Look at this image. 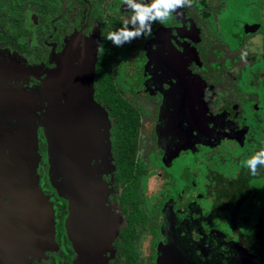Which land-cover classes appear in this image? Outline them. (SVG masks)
Returning a JSON list of instances; mask_svg holds the SVG:
<instances>
[{
  "label": "flooded vegetation",
  "instance_id": "obj_1",
  "mask_svg": "<svg viewBox=\"0 0 264 264\" xmlns=\"http://www.w3.org/2000/svg\"><path fill=\"white\" fill-rule=\"evenodd\" d=\"M156 3L0 0V264H250L251 258L264 264L258 237L264 217L252 233L258 240L238 228L244 217L227 229L200 224L203 202L210 207L218 197L227 210L226 200L252 196L222 193L230 179L216 177L215 165L199 170L196 161L217 141L214 148L233 157L242 133L234 121L261 98L254 88H264L256 78L264 76V2L181 0L161 5L164 15L156 14ZM120 98L144 111L138 112L134 165L145 172L134 196L130 180L118 173L113 142V106ZM57 101L91 111L93 119L82 122L95 150L86 164L68 152L58 158L59 144L44 135L43 114ZM148 120L156 124L150 131ZM34 148L37 153L28 154ZM148 148L159 154L146 155ZM183 154L193 159L189 167L180 159L173 182L164 169ZM57 162L66 170L51 184L49 165ZM182 166L193 170L185 174ZM39 169L43 208L32 201L12 205L6 170L10 182L24 181L28 190ZM81 180L84 192L75 194ZM53 210L54 226L48 221ZM38 225L46 240L37 244L30 236ZM6 227L13 232L8 244L1 239Z\"/></svg>",
  "mask_w": 264,
  "mask_h": 264
},
{
  "label": "trees",
  "instance_id": "obj_2",
  "mask_svg": "<svg viewBox=\"0 0 264 264\" xmlns=\"http://www.w3.org/2000/svg\"><path fill=\"white\" fill-rule=\"evenodd\" d=\"M256 78L262 79L259 84L264 83V76L256 75ZM254 89L260 90V100L255 104L250 102L248 108L242 115L241 121H234L235 124L241 126L239 131L242 133L240 134L241 138L238 140L237 148L232 154L233 157H231V155L228 156L227 151H223L222 149L219 150V148L215 149L214 147L218 146V143H220V141H217V144L210 146L208 144H202L203 146L208 145L210 149H208V151H206L207 149H204L203 152L198 153L196 155V161H199L198 167L201 168L199 170H205L204 167L208 165H215L216 167H212L214 169L216 168L215 170L218 172V174L215 175L216 177L230 179L228 183L224 185L227 190H222V193L236 194L242 192L244 193V197L248 193H251L252 196V198H246L245 200H226L225 203H227V210L224 209V207H220L221 202L218 201V197H214L210 202V207L208 206V209L205 208L204 212L200 213V224L204 225L205 228L206 226L222 228V223L226 225H236L235 219L244 217L243 223L248 226L243 228L245 231L244 235L248 238L251 237V239L255 237V240H258V237L252 233H254L255 226L258 224L259 220L263 221L264 217V88ZM113 110L114 114H116L113 142L117 146L116 152L119 158L117 161L118 173L119 175L124 176V180H130V189L128 191L133 192L134 196L137 193L135 189L140 185V179L145 172L141 163L134 165L138 127L140 125L138 112L144 113V111L139 108H134V106L121 98L118 99L115 106H113ZM178 137L180 145L184 147L185 137L183 132L180 133ZM230 139L237 140L239 137L233 138L231 136ZM180 159L186 161L187 166L189 167V161L193 158H191L190 154H183L182 157L175 160L173 163L166 165L164 172L171 177L173 182L179 177V175L175 173V170L179 167L178 164L181 163ZM253 161H255L254 165L252 163ZM181 164L183 165V163ZM182 167L184 168L185 174H187V169L193 170V168H187L186 166ZM237 180L240 184L237 183ZM233 185H236V187ZM238 187L239 189L237 190ZM222 195L223 194H219L218 196L222 197ZM231 202H234L235 204L239 202L242 205L240 207L241 210L238 207L234 208V205L233 203L231 204ZM254 206H256L258 210L257 215L252 217L250 215V210ZM260 235L263 237L261 241H264V231Z\"/></svg>",
  "mask_w": 264,
  "mask_h": 264
},
{
  "label": "water",
  "instance_id": "obj_3",
  "mask_svg": "<svg viewBox=\"0 0 264 264\" xmlns=\"http://www.w3.org/2000/svg\"><path fill=\"white\" fill-rule=\"evenodd\" d=\"M91 111L86 109L83 105H78V103H69V104H60L58 101L57 103H53L52 110L49 113L43 114V120H42V126H43V132L44 135L47 137V140H53L56 141L59 144V147L57 148L58 158L61 160L63 159V154L66 155L68 152L71 156H74L77 160L82 162L83 164L88 162V159L91 155V153L95 150L94 148L91 149L90 142L88 139L84 137L83 130L86 128L83 127L82 122L85 121L86 118H90L92 120L90 115ZM77 121V123H75ZM80 123V125H78ZM101 135V133H100ZM93 135H91L92 137ZM92 139V138H89ZM94 144V143H93ZM97 144V142L95 143ZM97 148L96 146H94ZM48 154L50 157L54 156L51 149H48ZM25 153V152H24ZM34 154L37 153L36 149L34 148L33 152H28V154ZM63 153V154H62ZM94 154H97L96 152ZM69 155V156H70ZM24 156V154H23ZM95 157V155H93ZM64 160V159H63ZM18 162V161H17ZM61 163L57 162V165L54 166V168L58 167L61 169ZM90 168V167H89ZM91 169V168H90ZM54 171V170H53ZM8 170H6V190L9 195V200L12 205L24 203L25 201H32V203L35 205V202L37 203V206L39 208H43V205L41 204L42 200V190L38 185H34L32 187H28V190H25L23 188L24 181H17V182H10L11 180L8 179ZM12 178V175H11ZM87 181L81 180L79 184H77L76 189L74 191L75 194L83 193L82 185L86 186ZM59 192L63 194L62 187H64V184H59ZM84 188V187H83ZM29 193L26 198H21L22 193ZM8 203V204H10ZM10 205H7L6 209L9 210ZM52 209V206L49 205L48 209ZM52 211V210H51ZM50 211V213H51ZM35 212L38 211L35 208ZM49 213V214H50ZM41 216L40 214H38ZM76 215H78L76 211ZM39 223V222H38ZM50 231V239L53 240V234H54V228L49 227ZM32 234L30 237L33 238V240L38 244L41 240L45 241L46 237L41 234L43 231V228H40L39 225L35 229H33ZM13 232L6 227V231L2 233L4 235L1 237L2 241L4 239V242L11 241L10 234ZM16 233V231H15ZM36 235H38L36 237ZM260 234L258 233V237ZM45 237V238H44ZM49 239V238H48Z\"/></svg>",
  "mask_w": 264,
  "mask_h": 264
},
{
  "label": "rangeland",
  "instance_id": "obj_4",
  "mask_svg": "<svg viewBox=\"0 0 264 264\" xmlns=\"http://www.w3.org/2000/svg\"><path fill=\"white\" fill-rule=\"evenodd\" d=\"M264 1V0H263ZM244 88H247V87H244ZM238 92V90L236 89V93ZM150 121V122H149ZM149 122V123H148ZM158 123V122H157ZM152 125H153V127L154 126H156V124H154L153 122H152V120H148L147 121V124H146V127L148 128V130L150 131L151 129H152ZM149 131H147V132H149ZM157 143V145H159L160 144V139H158V141L156 142ZM155 144V143H154ZM144 146H145V143L142 145V149L144 148ZM159 154V151H157V149L155 148H148V149H146V155H149V154ZM141 153H139V155H140ZM49 155V154H48ZM49 168L52 170V174L51 173H49L47 176H48V179H49V181H50V183L52 184V180H53V175H54V177L56 178V177H61V179H63V177H64V171L66 170V168L63 166V169H64V171H63V169H59V168H55V170H54V168H53V166H50L49 165ZM70 169L72 168V167H69ZM53 170H54V174H53ZM149 171H150V174H149V183H152V173H153V166H152V164H149ZM61 175V176H60ZM40 176H41V170L39 169V170H37V178H38V180H37V184L36 185H39V181H40ZM66 182L67 181H65V183H64V187H66ZM63 184V183H62ZM53 189L55 190V191H58V187H55V186H53ZM148 190H151V186H149L148 187ZM149 192V191H148ZM50 205V204H49ZM203 206L204 207H206V208H208V203H206V202H203ZM257 210H258V208L256 207V206H254L253 208H251V213H250V215L252 216V217H255L256 215H257ZM260 219V218H259ZM48 221H49V223L50 224H53V226H54V223H55V219H54V210H53V213H51L50 214V216H49V219H48ZM239 222H241V221H239ZM238 224H240L239 226H238V228L239 229H243L244 227H248L247 225H245L244 223H243V226H242V222L241 223H238ZM226 227V229L227 228H230V226L229 225H226L225 226ZM38 235H36V237H37ZM248 238V237H247ZM38 251V250H37ZM261 255H263V253L261 254ZM252 259V262H251V260H249L248 262L250 263V264H254L255 263V260L253 259V258H251ZM259 260V259H258Z\"/></svg>",
  "mask_w": 264,
  "mask_h": 264
},
{
  "label": "clouds",
  "instance_id": "obj_5",
  "mask_svg": "<svg viewBox=\"0 0 264 264\" xmlns=\"http://www.w3.org/2000/svg\"><path fill=\"white\" fill-rule=\"evenodd\" d=\"M181 0H158V3L154 4L153 7L157 8V15H164V13L159 11V7L162 5L165 9L171 7L173 4H178L180 3ZM141 21L144 19L143 13L140 15ZM253 165L255 164V161L252 162Z\"/></svg>",
  "mask_w": 264,
  "mask_h": 264
}]
</instances>
